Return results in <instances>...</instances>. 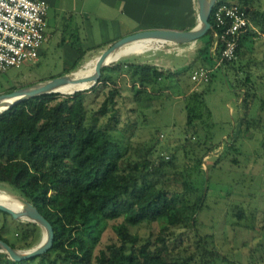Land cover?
Wrapping results in <instances>:
<instances>
[{
	"label": "trees",
	"instance_id": "1",
	"mask_svg": "<svg viewBox=\"0 0 264 264\" xmlns=\"http://www.w3.org/2000/svg\"><path fill=\"white\" fill-rule=\"evenodd\" d=\"M221 3L239 5L264 31V13L252 7L253 0H218L216 5ZM211 23L209 37L196 54L204 67L209 68L215 66L222 49L217 38L220 31L212 17ZM251 32L238 40L237 59L224 61L215 69H222L226 77L229 70L234 72V83L228 79L226 82L237 95L240 124L260 132L264 147V92L254 87L250 78L252 51L244 47ZM72 67L78 69L77 63ZM190 70L191 67L171 71L138 60L118 61L102 70L101 85L111 86L108 90L94 86L73 95L36 96L0 113V182L13 189L15 197L36 207L54 230L53 245L46 253L15 261L2 250L0 264H264V244L250 248L245 262H234L215 247L212 235L200 234L198 216L209 209L210 176L202 169L205 162L196 149H192L190 155L194 157L189 160L187 145L177 147L187 159L179 166L174 154L169 160L160 155L156 137L150 144L123 148L108 129L114 113L106 123L87 121L88 108L97 98L94 94L102 92V109L108 104L115 105L119 94L115 80L126 75L131 83L141 87L131 88L133 100L156 98L154 95L161 92L165 98L181 96L186 110V131L197 133L202 127H212V113L205 100L208 85L203 90L197 89ZM242 72L244 77L240 78ZM211 80L212 72L207 84ZM15 89L19 88L13 87L11 92ZM198 144L201 148L202 144ZM237 150L233 140L225 142L214 164L222 159V153ZM170 180L176 185L166 184ZM225 210L235 219L237 229L261 231L264 236V226L258 229V217L247 205L232 201ZM119 218L124 222L115 227L117 242L95 251L107 222ZM160 218L167 221L169 228L192 232L193 247L167 250L164 254V238L159 239L160 244H154L129 232L128 225ZM22 221L24 228L22 234L16 233L20 237L17 242L9 241L1 233L0 239L12 248L26 250L39 243L41 227L26 219ZM169 228L165 227L163 233Z\"/></svg>",
	"mask_w": 264,
	"mask_h": 264
},
{
	"label": "rangeland",
	"instance_id": "2",
	"mask_svg": "<svg viewBox=\"0 0 264 264\" xmlns=\"http://www.w3.org/2000/svg\"><path fill=\"white\" fill-rule=\"evenodd\" d=\"M259 3L264 7V0H259ZM208 37L209 35H205L171 49L169 45L156 42L148 44H145L146 41L140 42V45L146 46H141L139 52L125 53L123 48L113 56L109 65L118 61L138 60L171 71L204 67L200 56L196 54L198 48L204 46ZM251 40L252 43H249L248 47L254 48L255 46L256 49H253V59L250 61L252 72L250 78L256 91L264 92V40L260 36L256 40L253 38ZM180 47L186 48L180 50ZM54 53L52 48L46 49L39 64L13 67L6 73L0 74V95L11 92L13 87L31 86L60 77L66 71L73 69L71 62L58 55H53ZM95 61L96 58L67 74L88 75L92 73ZM239 77H244V72ZM239 77L237 76V79ZM226 79L234 83L235 76L232 70L227 72L226 77L222 69H213L211 82L207 84V81L196 86L197 89L203 90L208 85L205 100L212 113L211 122L214 123L212 127H202L197 133L193 130L186 131L187 117L183 97L165 98L161 92L159 96L154 95L156 98L135 101L133 100L134 91L128 85L131 81L126 75H121L115 80L114 84L119 90V94L115 97V105L108 104L102 109L104 101L102 92L98 91L97 95L94 94L97 98L88 108L87 121L89 123L92 120L97 121V124L106 123L114 113L115 118L109 121L108 129L112 137L123 148L150 144L156 137L159 148L157 150L160 155L164 156L165 160H169L174 154L179 166L187 159H184L181 149L176 150L177 147L187 145L189 160L194 157L190 155L193 153L192 149H196L197 154L201 155L205 162L202 169L206 173L209 172L210 176L207 198L209 209L199 213V232L202 235H212L210 239L215 247L227 254L230 261L245 262L250 248L264 244V236L261 231L251 232L237 229L235 219L230 214L227 215L225 209L228 202L232 201L247 205L258 217V229L264 226V147L260 143L262 137L260 132L249 130L245 125L240 124L241 112L237 95ZM98 86L105 87L106 90L111 88L108 85L99 84ZM231 140L239 150L222 153V159L215 165L214 161L221 154L224 143ZM198 143H201L203 148H200ZM191 144L192 146H189ZM206 147H210V150L206 151ZM166 184L176 185L173 180ZM15 196L17 195L13 189L0 182V201L4 197L8 199ZM22 220L7 217L0 212V233L9 241L17 242L20 237H17L16 233L22 234L24 228L25 222ZM123 222V218L107 222L100 234L95 251L111 242H117L115 227ZM165 227L169 228L164 218L143 221L135 226L128 225L129 232L140 239H150L154 244H160L162 241L159 239L164 238L166 241L165 248H163L164 254L167 250H189L193 247L192 232L170 227L163 233ZM42 237L43 230L41 229L39 242ZM218 264L227 263L219 262Z\"/></svg>",
	"mask_w": 264,
	"mask_h": 264
},
{
	"label": "crops",
	"instance_id": "3",
	"mask_svg": "<svg viewBox=\"0 0 264 264\" xmlns=\"http://www.w3.org/2000/svg\"><path fill=\"white\" fill-rule=\"evenodd\" d=\"M46 1L50 4V11L38 64L46 49L52 48L55 51L53 55H58L72 64L77 63L79 68L97 58L114 42L133 33L157 29L186 31L199 23L196 0ZM252 7L264 13V7L259 0H253ZM249 20L254 29L244 41V47L254 52L255 46L248 47L252 43L251 38L256 40L260 36L264 40V31L250 17ZM135 44L139 45L140 42ZM161 45H169L171 49L183 44ZM185 48L180 47V50ZM198 68L201 67L196 69Z\"/></svg>",
	"mask_w": 264,
	"mask_h": 264
},
{
	"label": "built area",
	"instance_id": "4",
	"mask_svg": "<svg viewBox=\"0 0 264 264\" xmlns=\"http://www.w3.org/2000/svg\"><path fill=\"white\" fill-rule=\"evenodd\" d=\"M49 11L50 4L46 0H0V74L13 67L37 63ZM212 18L220 31L217 38L222 49L213 68L193 70L190 77L195 86L207 82L212 70L224 61L236 60L238 40L254 29L246 11L237 4H215ZM128 85L141 88L138 83Z\"/></svg>",
	"mask_w": 264,
	"mask_h": 264
},
{
	"label": "water",
	"instance_id": "5",
	"mask_svg": "<svg viewBox=\"0 0 264 264\" xmlns=\"http://www.w3.org/2000/svg\"><path fill=\"white\" fill-rule=\"evenodd\" d=\"M197 12L199 23L192 29L186 31L175 30H145L133 33L111 44L106 50H104L94 63L92 73L88 75H76L75 73L66 74L60 77L48 79L42 82H38L31 86L22 87L16 89L10 93L0 95V99L3 97H20L12 105L7 107L10 109L17 103L27 100L32 97L42 96L52 93L62 95H73L76 92L89 90L94 86L101 84L102 70L108 66L107 58L117 51L123 45L137 41V40H152L158 44L173 43L184 44L194 40H197L207 35L213 28L211 23L212 11L218 0H196ZM82 88L73 89L69 92H63L61 89L65 87L83 86ZM22 201L24 207L22 210L16 211L7 205L0 203V211L9 214L14 219H26L34 222L43 230L42 240L33 248L21 250L12 248L5 241L0 239V250L5 251L11 259L15 261H22L32 257H36L46 253L53 245L54 230L50 222L34 207L30 202L17 197Z\"/></svg>",
	"mask_w": 264,
	"mask_h": 264
},
{
	"label": "bare ground",
	"instance_id": "6",
	"mask_svg": "<svg viewBox=\"0 0 264 264\" xmlns=\"http://www.w3.org/2000/svg\"><path fill=\"white\" fill-rule=\"evenodd\" d=\"M143 41H146L147 42L145 44H148L149 42H154L152 40L145 39V40H137V41H133V42L127 43V44L123 45L122 47H120L117 51H115L114 53H112L107 58V63H109L111 61V59L113 58V56L118 51H120L123 48H124L123 51L125 53H129V52H139L140 51V47L141 46H146V45H140V44L139 45H136L135 43L143 42ZM84 86L85 85H83V86H74V87H65V88H62L61 90L63 92H69V91H71L73 89L82 88ZM19 98L18 97H3V98H1L0 99V112H2L5 109H7V107H9L10 105H12V103H14ZM0 203H2L4 205H7V206H9L10 208H12L13 210H16V211L22 210L23 207H24V204L22 203V201L19 200L17 197H12V198H8V199L6 197H4L3 200L0 201Z\"/></svg>",
	"mask_w": 264,
	"mask_h": 264
}]
</instances>
